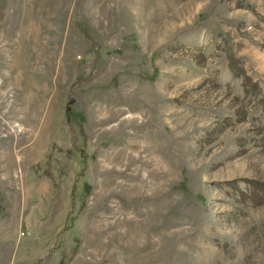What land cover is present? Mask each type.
<instances>
[{
    "label": "rangeland",
    "instance_id": "rangeland-1",
    "mask_svg": "<svg viewBox=\"0 0 264 264\" xmlns=\"http://www.w3.org/2000/svg\"><path fill=\"white\" fill-rule=\"evenodd\" d=\"M254 181L264 0H0L5 264H264Z\"/></svg>",
    "mask_w": 264,
    "mask_h": 264
},
{
    "label": "trees",
    "instance_id": "trees-1",
    "mask_svg": "<svg viewBox=\"0 0 264 264\" xmlns=\"http://www.w3.org/2000/svg\"><path fill=\"white\" fill-rule=\"evenodd\" d=\"M253 184L249 188V194L252 196H257L258 194L262 193L264 196V183L260 182H252ZM254 204H259V202H255Z\"/></svg>",
    "mask_w": 264,
    "mask_h": 264
},
{
    "label": "crops",
    "instance_id": "crops-1",
    "mask_svg": "<svg viewBox=\"0 0 264 264\" xmlns=\"http://www.w3.org/2000/svg\"><path fill=\"white\" fill-rule=\"evenodd\" d=\"M0 217H1V214H0ZM0 247H3V244H0ZM0 264H5V260L2 254H0Z\"/></svg>",
    "mask_w": 264,
    "mask_h": 264
}]
</instances>
